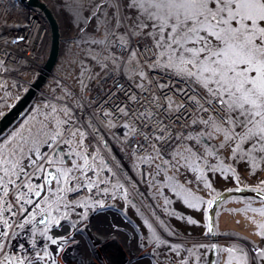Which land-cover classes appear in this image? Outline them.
I'll list each match as a JSON object with an SVG mask.
<instances>
[{
    "label": "rangeland",
    "instance_id": "374dc122",
    "mask_svg": "<svg viewBox=\"0 0 264 264\" xmlns=\"http://www.w3.org/2000/svg\"><path fill=\"white\" fill-rule=\"evenodd\" d=\"M26 1L29 2V0ZM26 1L22 4L25 8L19 13L15 12L13 9L15 8V1L6 0L7 4H9V7L11 8L9 13L13 14L7 26L9 25L10 30H15L13 27L14 22L23 23L27 19L28 12L30 10H36L34 12L36 14L38 13L39 16H42L44 30L40 31L42 29H39V32L34 34L31 38V42L29 41L30 36H25L22 44L17 46V48H20L21 50L18 57L19 59L14 62V66H7L9 70L0 72V80H14L15 84H18L20 81L24 84L27 83L26 80L29 78H25L26 80L24 78L21 79L22 75H20L25 70L33 68L34 71L40 72V75L44 71H47L45 66L48 54L46 56L45 54L50 49L51 45V30L48 24L49 21L45 17L44 10H41V8L37 6V0H35L34 5L32 3H27ZM42 2L45 3L46 7L59 26L58 33L60 39L55 64L58 63V69L61 70L66 68L70 69L68 63L75 62V64H79L77 68L75 67L71 70V73H67L68 85L66 92L67 94H71L68 101H71L74 106L77 105L79 101L80 103L82 101V105H86L90 110L89 113H86L83 116V127L85 126L84 119L86 115L91 118L90 121L93 123H95L93 120H96V115H98V117L103 119V124L101 126L103 134H112L117 131L120 133L125 132L128 139L125 144L127 151H131V154L141 152L143 154L150 155L145 157L135 156V165L150 159V165L152 166V168L149 169L147 167L148 170L142 171L143 173L136 167L123 170L121 167L124 165H122L118 159L113 160L109 158L111 153L115 154L117 151L116 148L111 151L102 147V150L99 151L96 148L88 147L87 150H89L91 154V158L87 156L88 161L92 162L94 167L97 169L96 172H93L90 175L91 179L96 180V177L100 176L102 171L99 167L103 166L107 170L110 169V172L115 177V181H119V177H122L124 179V184L129 188L120 187L121 185L123 186V184L112 188L104 186V188L101 187L102 191L94 190L93 188L89 189L87 187L88 190H85L84 197L77 200L79 203H73V201L68 197H66L68 207H65L64 203H60L59 205L54 203L53 209H50L51 216L53 217L61 212H65L67 217L72 220H85V211L90 214L92 207L96 206V201H94L92 197L98 195L99 199L104 200L109 198L117 205L123 206L128 212L131 210L130 205H132V199H135V204L142 206L146 211L147 209L156 210L155 208L158 206L157 208L159 209L164 207L170 210L174 215L176 214L177 218H171L170 214H167L168 224L173 228H167V234H175V229H177V233L182 235L177 237L182 243L174 244L170 242H161L158 240L157 236L153 234V237L151 238L153 243L149 245L151 250L148 252L145 251L149 255L153 256V254H155L153 249L156 248L157 257L158 255L166 256L165 254L167 251L176 253L175 255L172 253V255L168 257V259L170 258L172 261L171 264H208V256L211 245L215 240L217 242V261L219 264H226L230 258L229 253L220 251L221 248L243 249V253L236 251L232 255L241 256L246 253L247 261L249 262H247V264H264V259L256 258L257 250L264 249V237H258V228L264 223V215H261L257 211H253V209L249 211L238 210L239 203L253 201L252 198H250L249 193L243 191L251 192V188H264V184H262V182H264V160H261L259 168L253 171L252 165L247 158L241 159L239 154L235 156L233 155L232 149L235 148V142L226 144L223 148L218 147L223 142V136L219 134H214L211 139L206 137L201 138L199 141L196 139H183V137L187 136L189 132L195 135L202 127L191 123L192 116L188 115V113H194L195 110L190 103L187 102L181 94H179V98H173V100L177 104H185L187 111L184 109H181L179 112L172 110L175 115L170 117L171 120L168 119L167 116L165 117V112L166 114H169V110L164 111V108L168 106L164 97L170 93L177 95L175 88L178 87V82L175 77L168 74H161L163 72L162 70L150 67V65L154 62V57L151 51L146 53L143 52L142 42L139 39L132 40L130 44V49H134L136 51V57L132 61V65H137L138 62V66L143 69L147 79H142L138 74H134L133 68L129 65L128 67L131 70L129 73L127 72V68L125 66L128 64L129 52L124 51L119 47L115 49L107 47L105 49V46L100 45L99 50L101 52L103 51V57L107 56L109 58L106 61L103 59L98 60L96 58L97 56L94 58L97 53L92 55L91 52L90 54H87L88 57H86V59L85 57L82 58L83 62H81L79 58L80 55L74 60H69V54L63 57L65 52H72L75 49H77L76 51H79L80 53L82 52V37L84 33L89 34L94 39H104V27L100 26L98 31H93L92 25L95 23V17L89 18V14L92 11L89 0H42ZM93 2H95V0H93ZM104 10L110 11L107 7H105ZM25 12L27 13L26 16L21 14ZM96 16L103 19L100 11L96 12ZM81 29H83V32H81ZM78 33L81 40V48L79 50L77 46L73 47L75 43H72V37H75ZM65 37L67 38V49L64 51L63 39ZM38 38H40V41ZM4 43H7V40L0 41V50L3 48ZM39 46H41L40 50H38ZM8 49L10 48H6L5 50ZM101 52L97 55L100 56ZM113 57H120V59L116 61V64L120 65L119 70H117L115 64L113 63ZM0 62H2V60H0ZM55 64L50 71L46 72L44 80L52 74ZM102 64L104 65L103 67L101 66ZM43 67L45 70L42 69ZM87 68H91L88 80L91 78L92 73H95L96 70H99L98 72L102 73V77L98 78L96 76H99L100 74H95L93 77L94 85L90 84L86 90V87L84 88L85 80L82 78L81 73ZM103 68H105V70ZM25 75L29 77L27 74ZM167 76L170 81H165V77ZM119 79L123 80L122 83L126 85V87L120 90L115 89L110 96H107V94L114 89V86L118 82H121ZM36 81L37 79L32 80L31 83H29V89L31 87L35 89L32 84ZM156 82H160V84L165 85V87L157 89ZM141 84H143V87L139 86ZM17 86L19 87V85ZM72 86L73 88L75 87V90H73ZM170 88L173 89L172 92L166 94L163 93L166 89ZM68 89H71V91ZM92 90H96V92L98 91L100 96L98 101L93 100L94 95L91 92ZM132 96H135L136 99H131L130 97ZM153 97L156 98L155 100L158 99V103H160L158 106L156 105L155 100H153ZM5 105H7V103ZM55 106L57 110L63 108L62 106ZM121 108H123L128 114L123 115L120 111ZM43 109L44 110L41 112H45V114H49L51 112V107L45 106ZM67 110V114H64V119L61 120H73V111L70 109ZM115 110L120 114V117L122 116L120 121H117V118L115 117ZM211 111L212 110L209 109L208 112L201 113L198 118L207 119ZM106 112L110 113V115H105ZM141 113L144 115L138 123L137 128L132 127L128 129L131 117L136 118ZM177 117H179V119H177ZM161 121H163V123H161ZM118 122L121 123L119 129L117 128ZM48 125L50 128L53 126L50 121H48ZM139 125H141L140 128H138ZM66 126L67 125L64 127ZM129 133L134 136L129 137ZM177 134H180L179 138H172L177 137ZM86 135L83 138V142L86 140ZM11 136H13V134ZM11 136L8 140L11 139ZM4 139L5 138L2 139L0 137V143H3L5 141ZM105 139L106 147L110 146L111 144L108 137ZM61 144L60 147L63 149V154L74 152H82L84 154V152L80 149L83 147L79 146V140L77 137H75L70 145ZM157 146L159 148H164L167 157L166 159H161L159 167L155 164V156H153L152 153V150ZM249 147L250 145L244 146L245 150ZM189 149L191 151H189ZM206 149H208V151H206ZM209 151H214L215 154H209ZM174 153H179V155L174 156ZM66 160H68V164L71 165L73 162L76 164L84 163V161L76 155L67 154ZM68 164L67 166H69ZM117 166H120V169L122 170H119ZM229 166L231 169L235 170L234 173L228 170ZM75 174L78 177L81 176L80 172H76ZM138 175H141L143 181L135 179ZM200 176H203L204 179H198ZM237 176L239 177L238 179L236 178ZM159 177L165 178L160 179ZM75 183L76 182H73V184H70L69 186L71 187ZM207 183L211 184L210 188L205 186ZM105 188L107 189L106 193L104 191ZM223 191L228 193L219 199L213 209V220H210V206L208 202ZM67 194H70V192ZM204 199L207 200L204 201ZM145 200H147V202H145ZM149 200L152 208L148 207ZM166 200L168 201L167 203L165 202ZM253 203L257 205V209L264 208L262 207L264 203L260 199H254ZM190 205H194V207ZM57 206L59 207V211H56ZM82 207H85L86 209L83 213H80L79 210H81ZM63 208H65V211ZM162 213L164 215V211ZM94 214H91L88 217L87 214L86 217L88 219L93 218V220L101 215H106L110 220L112 216H114L115 220L117 217V215L115 216V214L109 210L98 212L95 214V217ZM136 214L137 212L135 210L130 212V215L138 225L145 224V219L142 220L141 217ZM92 215L93 217H91ZM188 218L197 221V223L190 224L188 222ZM119 220L124 224V226H128L127 222L124 223L121 219ZM113 222L115 223V221ZM113 222L110 223L112 224L114 230H116L117 227H124H116V223L114 224ZM84 224L89 225L90 221L85 222ZM209 225L213 226L214 233H216L214 238L208 234L212 233L208 232ZM140 231L146 239L151 237L145 227ZM233 231L247 237L251 240V242H255V244H253V246H247L246 240H243L246 243V246L239 243L236 239H233V237L228 236L232 234ZM91 233L92 232L89 231V234ZM120 234L124 236V239H128L124 232ZM169 237L172 238L173 236L170 235ZM113 238H117V233H114ZM170 240L174 241V238ZM130 241H132V244L136 246V256L131 257L129 260L126 259L123 264H153V260L151 259L152 257L139 258L144 252L141 241L138 239V235L135 234V240L133 237L130 240L128 239V242ZM78 245L82 246L81 249L84 254H86V252H88L87 254L92 253L88 250V246L83 237H80V243ZM51 247L53 251L58 248L57 244H51ZM97 249L98 245L95 244L94 252H96ZM108 250V252H112L113 247H109ZM184 253H189L190 256L186 261L183 259ZM84 254H82V261L86 259ZM104 257L105 256L102 254V261L106 263L107 259ZM78 262L79 258H77V261L75 258L72 259V264H76ZM120 264H122V262H120ZM232 264H236V261L233 260Z\"/></svg>",
    "mask_w": 264,
    "mask_h": 264
},
{
    "label": "snow or ice",
    "instance_id": "6c2138e0",
    "mask_svg": "<svg viewBox=\"0 0 264 264\" xmlns=\"http://www.w3.org/2000/svg\"><path fill=\"white\" fill-rule=\"evenodd\" d=\"M89 2L92 7L89 18L95 17L92 29L98 31L99 27L103 26L104 39H94L84 33L83 42L103 45L105 49L119 47L128 51V64L132 65L136 51L130 49V44L132 40L139 39L143 52L151 51L154 57L150 67L177 78V82L183 87H176L175 91L195 110L194 113H188L192 116L191 123L202 127L195 135L189 132L183 139L199 141L205 137L211 139L214 134L222 135L223 142L218 147L223 148L226 144L235 142L233 155L239 154L241 159L247 158L253 171L259 168L260 161L264 160V0ZM105 7L110 11H105ZM97 11L101 12L103 19L96 16ZM102 59L106 61L109 58L104 56ZM112 59L119 70L120 65L116 64V61L120 57ZM132 68L134 74L147 79L138 62L137 65H132ZM139 86L143 87V84ZM130 98L136 99L135 96ZM155 99L153 97V100ZM166 102L171 115L174 101L172 97H166ZM50 107L51 112L45 116V121H49L51 116V128L48 123L42 122L39 129L30 130L27 135L23 134V130L18 133L20 140L14 146L11 142L7 145L0 143V223L3 225L11 226L4 218V213L11 212L13 208L12 203L6 200L10 195V186L19 210H24V205H33V197L39 198L34 206L39 207L40 201L47 204L48 207L41 212L48 211L50 221L56 223L58 220L51 216L50 211L53 203H64L65 207H68L66 193L81 187V179L86 181L89 189L98 187L97 182L87 177V172L92 170V167L87 155L82 152L65 153L79 156L84 161L82 165L73 162L71 167L59 166L55 167L54 171L48 169L49 165L63 164L61 143L70 145L79 134L82 145L85 136L79 129H73L70 121L57 118L55 105ZM181 109L187 111L185 104H176L174 111L179 112ZM209 109L212 111L207 119L198 118ZM60 111L65 114L68 112L66 108ZM120 111L123 115L128 114L123 108ZM105 115L110 113L106 112ZM65 125L67 127H64ZM179 136L180 134H177V137L172 138ZM245 145L250 147L245 150ZM44 146L48 147V152L41 151ZM157 154L159 155V152ZM209 154L215 152L209 151ZM228 170L235 172L230 166ZM76 172H80L81 176H76ZM41 173H45L43 182L33 184L32 178L39 177ZM198 179L204 177L200 176ZM73 182L76 183L69 187ZM205 186L210 188L211 184L207 183ZM259 190L264 191V188ZM104 191L106 193L107 189ZM208 203L211 206L212 202ZM96 205L101 209L104 207L103 201H96ZM56 211H59L58 206ZM253 211L264 215V208ZM32 219H35V216H32ZM30 222L31 220L25 221ZM40 222L43 223V220ZM188 222L197 223L191 218H188ZM260 227L262 230L259 234L264 237V225ZM212 231L213 228L209 225L208 232ZM7 235V232L0 231V238ZM52 243L57 241L52 240ZM212 247L215 248L216 245ZM3 249L4 245L0 244V251ZM220 251L230 255L226 264H232L233 260L236 264H247L246 253L241 256L232 255L236 251L243 253V249L221 248ZM256 258L264 259V249L257 250ZM10 260L11 257L6 255L0 260V264Z\"/></svg>",
    "mask_w": 264,
    "mask_h": 264
},
{
    "label": "bare ground",
    "instance_id": "6f19581e",
    "mask_svg": "<svg viewBox=\"0 0 264 264\" xmlns=\"http://www.w3.org/2000/svg\"><path fill=\"white\" fill-rule=\"evenodd\" d=\"M37 1H38L37 6L41 8V10H43L41 6H43L44 8H47L46 5L42 3V0H37ZM34 11L29 12L28 17H31L30 21L27 23H24L20 29L10 30L9 25L7 26V24L4 26L3 29L2 27H0V31L2 30L0 34L4 33L5 35L8 36L7 38H2L1 40L12 39V38L18 40L22 38V36H24V33H28L30 34L29 41L31 42V38L33 37L34 34L39 32V29H42L40 31L44 30L42 18L39 16L38 13L37 15ZM42 69L45 70L44 67ZM67 84L68 83H65L61 86L59 90V94L55 96L51 95L47 97L45 100L46 105L52 101L59 102L60 93L67 90ZM102 201L104 203V206H116L117 205L115 202L111 201L109 198H106ZM113 221H115L116 226H124V224L118 219V217H116V220H115L114 216H112L110 220L106 215L98 216L97 218H95L94 220L90 222L89 228L91 229V232H92L91 238L94 240V244L98 245V249L96 251L97 254L96 255L94 254L95 256L90 255V254H84L82 249L79 246H77L74 250V254L70 258L67 256V260H71L72 258H75L77 261V258H79V262H78L79 264H106L107 262H108L107 264H120V262H122L123 264L126 259L129 260L131 259V257L136 256V252H137L136 246L132 244V241L128 242L127 238L124 239V236L120 234L122 232H117L116 230L113 229L112 224L110 223ZM114 233H117L116 239L113 238ZM109 247H113L112 252L111 251L108 252ZM126 248H129V249H126ZM69 250L70 249H68L67 252ZM82 254H84L86 257L84 261L81 260ZM102 254L105 256L104 258L107 259L106 263L102 261ZM216 264H219V263L217 262Z\"/></svg>",
    "mask_w": 264,
    "mask_h": 264
},
{
    "label": "water",
    "instance_id": "95a60500",
    "mask_svg": "<svg viewBox=\"0 0 264 264\" xmlns=\"http://www.w3.org/2000/svg\"><path fill=\"white\" fill-rule=\"evenodd\" d=\"M25 2L26 0H21ZM28 3L35 4V0H29ZM38 5V3H37ZM43 7V6H41ZM46 18L49 21L50 30H51V45L50 51L48 55V59L46 62V70L50 71L57 59V51H58V43H59V33H58V25L56 20L53 18L52 14L49 10L45 9ZM47 71H44L41 75L38 76L37 81L32 84V87L27 90V92L14 104V106L0 119V135L9 127L11 126L23 112L29 107L31 102L34 99L35 91L39 90L41 84L44 82V76ZM257 195L264 201V195L260 192H256ZM221 196L217 197L220 198ZM44 223V220H43ZM39 222V224H43ZM215 234L211 233V237L214 238ZM212 245H216L213 243ZM216 247L211 249V260L215 259Z\"/></svg>",
    "mask_w": 264,
    "mask_h": 264
},
{
    "label": "trees",
    "instance_id": "16d2710c",
    "mask_svg": "<svg viewBox=\"0 0 264 264\" xmlns=\"http://www.w3.org/2000/svg\"><path fill=\"white\" fill-rule=\"evenodd\" d=\"M72 43H75V45L73 47L77 46L78 50L81 48V40L79 38V33L77 35H75V37H72ZM63 47H64L63 50L65 51L67 49V47L64 45H63ZM99 49H100V45H92V44L82 42V52L81 53L79 51H76L77 49H75L72 52H65L64 54L65 55L69 54V57H70L69 60L77 59L78 56L80 55L79 58H80L81 62H83V59H82L83 57H85V59H86V57H88L87 54H90V52H91V54L94 55L95 53H98L100 51ZM64 54H63V57H64ZM96 55L97 54H95L94 58L96 57ZM128 65L129 64H127V66H125V67L127 68V72L129 73L131 69L128 67ZM68 66L70 67V69L66 68L64 70H61V69H58V63H57L55 65L54 72L57 74H60L64 79L65 77H67V73H71L72 72L71 70L75 67L77 68V66H79V64H75V62H72V63H68ZM129 66L132 67V65H129ZM41 111H43V110L38 111L36 108H33L32 111H29L26 114V116L23 118V120L20 121L21 124L18 125L17 127H15V129H17V131L12 133L13 136H11V139L8 140V138L7 139L5 138L4 139L5 141L3 140L4 141L3 143L7 145L9 142H11V144L14 146L17 142H19L20 136L17 134L21 133L22 130H23V134L27 135L30 130L39 129L42 122L48 123V121H45V116L48 114H45V112H41ZM58 112L59 111L57 110V113ZM49 121H51V116H49ZM248 203L243 202V203H241L242 204L241 206L246 207V208H248V207L249 208H255V207L247 205ZM262 207H264V205H262ZM259 230H262V229L260 228ZM232 234L235 235L234 233H232ZM232 234H230V235H232Z\"/></svg>",
    "mask_w": 264,
    "mask_h": 264
},
{
    "label": "built area",
    "instance_id": "2783aa9c",
    "mask_svg": "<svg viewBox=\"0 0 264 264\" xmlns=\"http://www.w3.org/2000/svg\"><path fill=\"white\" fill-rule=\"evenodd\" d=\"M119 81H121V82H118L115 86H114V89H112L111 90V92H109L108 94H107V96H110L111 95V93H113L114 91H115V89L116 90H120V89H124L125 87H126V85H124L122 82H123V80H120L119 79ZM165 81H170V79L168 78V76L167 77H165ZM167 83V82H166ZM116 87V88H115ZM178 87H183V85L182 84H179L178 83ZM110 88V87H109ZM173 91V89L172 88H170V89H166L163 93L164 94H166V93H170V92H172ZM106 96V97H107ZM168 96H169V94H168ZM105 97V98H106ZM155 103H156V105L158 106L160 103H158V99L157 100H155ZM164 111H165V108H164ZM115 117L116 118H120V114L115 110ZM131 118H135V117H131ZM168 118V117H167ZM141 119H142V117L141 116H137L136 118H135V122L138 124L140 121H141ZM168 119H170L171 120V118H168ZM140 126L141 125H139L138 126V128H140ZM133 143V142H132Z\"/></svg>",
    "mask_w": 264,
    "mask_h": 264
},
{
    "label": "flooded vegetation",
    "instance_id": "af4514ba",
    "mask_svg": "<svg viewBox=\"0 0 264 264\" xmlns=\"http://www.w3.org/2000/svg\"><path fill=\"white\" fill-rule=\"evenodd\" d=\"M94 254L96 255L97 253H96V252H93V255H94ZM95 255H94V256H95ZM101 262H102V261H101Z\"/></svg>",
    "mask_w": 264,
    "mask_h": 264
}]
</instances>
